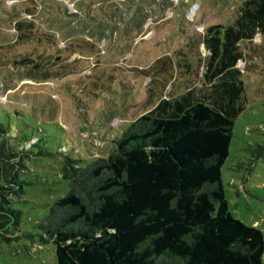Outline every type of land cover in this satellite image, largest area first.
Here are the masks:
<instances>
[{
  "label": "rangeland",
  "instance_id": "rangeland-1",
  "mask_svg": "<svg viewBox=\"0 0 264 264\" xmlns=\"http://www.w3.org/2000/svg\"><path fill=\"white\" fill-rule=\"evenodd\" d=\"M261 1L0 0V124L7 131L0 143L17 153L6 162L18 164L23 182L7 199L20 211L16 233L33 235L8 242L0 233V264H57L55 245L41 242L37 224L70 189L68 160L107 157L125 125L161 100L191 92L217 101L221 81L209 76L222 63L211 62L210 40L253 21L242 14ZM257 15L253 39L238 43L235 84L243 91L222 174L230 211L264 233V14ZM26 56L38 68L20 62Z\"/></svg>",
  "mask_w": 264,
  "mask_h": 264
},
{
  "label": "trees",
  "instance_id": "trees-1",
  "mask_svg": "<svg viewBox=\"0 0 264 264\" xmlns=\"http://www.w3.org/2000/svg\"><path fill=\"white\" fill-rule=\"evenodd\" d=\"M258 9L242 14L253 21L210 40L211 62L222 63L209 76L221 81L217 101L191 92L161 100L125 125L107 157L85 165L68 160L70 189L37 224L41 242L55 245L57 264H264V233L230 211L222 174L243 91L235 84L238 43L253 39L264 0ZM21 61L38 68L30 56ZM0 131L7 132L3 124ZM9 149L0 143V233L11 242L33 235L15 230L20 211L7 198L23 191V182L18 164L7 165L18 156Z\"/></svg>",
  "mask_w": 264,
  "mask_h": 264
},
{
  "label": "bare ground",
  "instance_id": "bare-ground-1",
  "mask_svg": "<svg viewBox=\"0 0 264 264\" xmlns=\"http://www.w3.org/2000/svg\"><path fill=\"white\" fill-rule=\"evenodd\" d=\"M193 10H194V8H193Z\"/></svg>",
  "mask_w": 264,
  "mask_h": 264
}]
</instances>
